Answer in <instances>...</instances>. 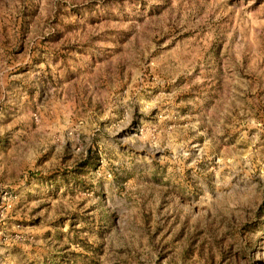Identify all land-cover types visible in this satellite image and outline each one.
<instances>
[{
    "label": "rangeland",
    "instance_id": "obj_1",
    "mask_svg": "<svg viewBox=\"0 0 264 264\" xmlns=\"http://www.w3.org/2000/svg\"><path fill=\"white\" fill-rule=\"evenodd\" d=\"M0 264H264V0H0Z\"/></svg>",
    "mask_w": 264,
    "mask_h": 264
}]
</instances>
